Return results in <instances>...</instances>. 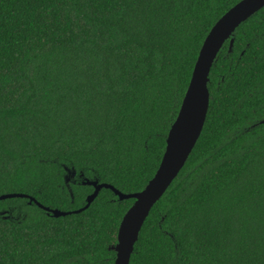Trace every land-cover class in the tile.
Listing matches in <instances>:
<instances>
[{
  "label": "trees",
  "instance_id": "obj_1",
  "mask_svg": "<svg viewBox=\"0 0 264 264\" xmlns=\"http://www.w3.org/2000/svg\"><path fill=\"white\" fill-rule=\"evenodd\" d=\"M240 1L0 0V195L81 209L93 188L72 185V198L63 167L142 191L205 38ZM228 47L201 136L130 264H264V9ZM27 202L0 201V264H115L134 200L102 189L57 219Z\"/></svg>",
  "mask_w": 264,
  "mask_h": 264
},
{
  "label": "water",
  "instance_id": "obj_2",
  "mask_svg": "<svg viewBox=\"0 0 264 264\" xmlns=\"http://www.w3.org/2000/svg\"><path fill=\"white\" fill-rule=\"evenodd\" d=\"M263 8L264 0L240 1L217 21L205 38L179 113L165 138L166 147L160 165L153 178L142 191L134 194H124L111 185L99 183L97 180H89L82 173L77 176L74 170L63 167L65 186L71 177L77 176V179L81 182L78 184L93 188V192L86 197L85 206L81 209L72 212L51 209L44 207L35 198L25 194L0 195V201L26 199L29 206H36L42 209L48 217L57 219L87 210L102 189L112 191L120 202L132 199L134 204L126 212L120 223L117 244L111 248L116 253L115 264H130V259L146 219L185 167L201 136L210 103L209 75L219 53L227 42L229 43L228 52H232L236 31ZM260 124H264V119L260 121ZM69 192L73 198L72 191L69 190ZM6 213V211H1L0 216H4ZM4 218L8 219L6 216Z\"/></svg>",
  "mask_w": 264,
  "mask_h": 264
},
{
  "label": "flooded vegetation",
  "instance_id": "obj_3",
  "mask_svg": "<svg viewBox=\"0 0 264 264\" xmlns=\"http://www.w3.org/2000/svg\"><path fill=\"white\" fill-rule=\"evenodd\" d=\"M264 9V8H263ZM263 9H261L260 11H262ZM259 11V12H260ZM258 12V13H259ZM258 13H256V14H258ZM255 14V15H256ZM254 15V16H255ZM253 16V17H254ZM224 48V47H223ZM64 181V180H63ZM64 183V182H63ZM78 183H81L75 176L74 177H71L70 178V180H69V182H68V184L65 186V184H64V187L67 189V191L69 192V190H71L72 191V189H71V186L73 185V186H78V185H80V184H78ZM82 186V185H81ZM70 193V192H69Z\"/></svg>",
  "mask_w": 264,
  "mask_h": 264
},
{
  "label": "rangeland",
  "instance_id": "obj_4",
  "mask_svg": "<svg viewBox=\"0 0 264 264\" xmlns=\"http://www.w3.org/2000/svg\"><path fill=\"white\" fill-rule=\"evenodd\" d=\"M61 211V210H60ZM12 218H15V217H12Z\"/></svg>",
  "mask_w": 264,
  "mask_h": 264
},
{
  "label": "snow or ice",
  "instance_id": "obj_5",
  "mask_svg": "<svg viewBox=\"0 0 264 264\" xmlns=\"http://www.w3.org/2000/svg\"><path fill=\"white\" fill-rule=\"evenodd\" d=\"M179 127V126H178Z\"/></svg>",
  "mask_w": 264,
  "mask_h": 264
}]
</instances>
